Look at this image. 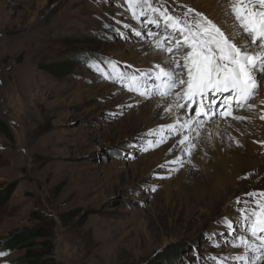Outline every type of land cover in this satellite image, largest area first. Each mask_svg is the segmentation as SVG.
Returning <instances> with one entry per match:
<instances>
[{"label": "rangeland", "instance_id": "obj_1", "mask_svg": "<svg viewBox=\"0 0 264 264\" xmlns=\"http://www.w3.org/2000/svg\"><path fill=\"white\" fill-rule=\"evenodd\" d=\"M152 3L0 0V125L9 136L0 133V190L16 186L0 204V241L44 228L49 241L35 248L50 253L53 264H259L264 259V233L253 236L252 220L245 218L258 200L264 202L263 176L227 195L211 183L205 163L204 169L195 167L192 152L181 155L183 168L176 172L164 159L150 162L167 145L175 155L184 130L157 115L144 122L136 110L151 100H174L182 86L160 95L153 87L159 83L155 72L122 63L115 52L132 51L143 41L161 55L184 54L167 52L175 46L163 37L166 28L163 33L160 25L154 28L160 13L151 9L162 4ZM141 26L150 28L147 35ZM134 76L144 85L139 91L129 90ZM258 98L256 91L249 103ZM197 106L198 99L187 115L199 129L219 118L211 112L195 117ZM254 106L234 105L233 111L258 114L259 104ZM198 138L205 140L194 138L196 146ZM183 171L181 192L175 183ZM229 200L236 204L235 216L224 212ZM22 256L23 251L0 255V264H20L14 260Z\"/></svg>", "mask_w": 264, "mask_h": 264}, {"label": "bare ground", "instance_id": "obj_2", "mask_svg": "<svg viewBox=\"0 0 264 264\" xmlns=\"http://www.w3.org/2000/svg\"><path fill=\"white\" fill-rule=\"evenodd\" d=\"M152 1L155 0H149L150 4H153ZM157 1L161 2L159 3L160 5L162 4L157 11L159 13L166 10L173 14H175L174 12L181 14L185 18V13L188 12L189 8H192L194 11L193 13L188 14L187 19L192 20L195 16V12L198 11L217 23V25L220 26L226 34L232 33L234 31L239 32L240 34L237 35L235 39L236 43L243 44L245 41L242 30L237 26V23L234 21L233 15L229 10V0ZM170 9H172V12ZM146 12L149 13V11ZM173 16L177 17L176 15ZM156 20L158 23H155L154 28L155 26L157 27V25H160L162 28H164L162 29V33L166 28L167 33L164 32L163 37L168 38L169 43H172L168 45L175 46V41H172L174 39L177 40L178 38H181L179 33H174L171 28H167L165 26V21L161 16H159V19L156 18ZM131 28L134 29V31H139L136 29V27H134V25L131 26ZM139 28L142 30L144 35H147L148 33H146V31L150 29H146L145 26H141ZM133 48L134 49L132 51L128 52L121 51V49L120 51L117 50L115 52L116 58L120 62L130 65L134 68H144L146 72L149 73L156 72V70H158L155 68V65H161L162 67L165 66L168 70L173 68L174 58L161 55V52L158 51V53L155 51V49L150 44L143 41H138L133 44ZM251 50L259 51V48L253 45ZM181 51H183V49ZM178 57L179 55H177L175 59ZM181 63H183L182 60ZM175 93L174 97H172L174 100L168 99L167 103L151 100V102L146 103V105L143 107L139 106L136 110V118L141 119L144 122H148L152 115H157V117L164 118L165 121L168 119L170 122L175 124L178 127L176 128L179 130V132L184 130V134H182V138H180V140L185 136L189 137V140L180 146L178 151L175 152V155L172 156L170 147L167 145L161 147L160 150H158V153L152 155L150 162L154 161V163L157 164L159 163L160 159H164L171 163L172 170L176 172L177 169L183 168V166L180 167L181 155L183 154L185 157L188 156L190 149V152L196 155L194 159L196 161L193 160L195 167L204 169L205 163L207 165V169H209V171L211 170V174H213L211 183H213V185L224 187L225 193L227 195L241 192L244 190V188L250 186V184L252 187L262 176L264 177V144L261 143L264 141V120L260 119V116L264 113V74L261 75V83L259 89L257 90L259 98L258 100L251 101V104L253 105L259 104V115L254 111L241 112L239 115L247 117V119L242 121H230L232 120L231 118H227L230 120H226L225 118H222L219 113H216L215 116L219 118H215L216 120L213 122L211 121L201 125V129H199L198 125H196V119L187 115V108L179 109L177 107V105L183 101V98L178 100ZM227 95H229V93H224L222 95L217 94V103L223 101V97ZM177 102L179 103L177 104ZM184 102L186 101L184 100ZM234 105H236L235 102H233V106ZM208 115L210 117L212 116L211 113ZM219 119H223L225 121H220ZM201 135L205 137V140L202 141L199 140L200 138H198L199 146L194 145V138L196 139ZM203 153L206 157H201ZM198 158H200V160ZM175 172H173V174ZM184 173L185 172L183 171L177 175V181L175 183V187L181 192L184 191ZM168 192L169 191H167L166 194L167 198L169 197ZM235 208L236 204L233 202V200H229L224 204V212L227 213V215H234ZM248 216L251 215L248 214ZM253 239V237L250 238V240L255 243ZM260 255L264 256L262 251L260 252ZM259 264H264V259H261Z\"/></svg>", "mask_w": 264, "mask_h": 264}, {"label": "snow or ice", "instance_id": "obj_3", "mask_svg": "<svg viewBox=\"0 0 264 264\" xmlns=\"http://www.w3.org/2000/svg\"><path fill=\"white\" fill-rule=\"evenodd\" d=\"M135 2L136 0H128L130 7ZM144 2L147 3V0ZM229 7L245 36L243 44L235 42L239 32L226 34L217 23L198 11L192 20L187 19L188 14L194 11L192 8L188 9L183 20L169 15L166 10L160 12L165 26L171 28L174 33H179L181 37L176 40L175 48H167V52L175 56V53L183 49L184 54L180 59L173 60L171 70L155 65L158 69L154 73L155 81L159 83L153 87L163 96L169 94L172 89L182 86L176 96L178 100L183 98L186 103L178 104L177 107L192 109V105L198 99L199 106L195 108V117H208L209 112L216 114L214 108L217 105V94L229 93L223 97V103L219 105L221 109L219 115L222 118L236 121L247 119L234 114L233 102L237 106L247 104L250 110L255 107L249 101L255 96L261 83V75L264 74V0H229ZM152 11L156 12L158 9L153 8ZM253 45L258 47L259 51H252ZM160 46L158 43L157 47ZM185 72L186 80L183 78ZM144 75L141 73V76ZM131 81L128 85L130 91H139L144 86L138 77H132ZM139 94L147 93L141 91ZM260 119L264 120V115H261ZM188 140L189 137L185 136L179 143L183 145ZM161 142L163 141H158L157 144ZM261 143L264 144V141ZM247 195L255 197L257 194ZM259 196L264 197V193H259ZM237 203H240L239 198ZM245 218L252 220L253 236L264 233V202L258 200L257 209L252 211L251 216ZM3 254L0 252V255Z\"/></svg>", "mask_w": 264, "mask_h": 264}, {"label": "trees", "instance_id": "obj_4", "mask_svg": "<svg viewBox=\"0 0 264 264\" xmlns=\"http://www.w3.org/2000/svg\"><path fill=\"white\" fill-rule=\"evenodd\" d=\"M0 133L7 136V133L0 125ZM16 186L11 185L5 189L0 190V204L6 203L11 194L15 191ZM49 234L44 228H38L33 231H22L15 233L6 240L0 241V252L9 254L13 251H23V256L18 258L20 264H53L50 253H45L42 250H36V245H46L49 241ZM39 241V242H38Z\"/></svg>", "mask_w": 264, "mask_h": 264}]
</instances>
